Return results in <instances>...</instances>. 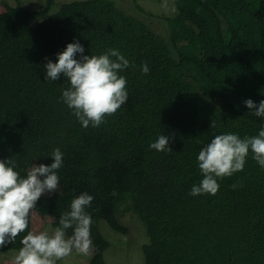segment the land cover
Listing matches in <instances>:
<instances>
[{
    "label": "trees",
    "instance_id": "16d2710c",
    "mask_svg": "<svg viewBox=\"0 0 264 264\" xmlns=\"http://www.w3.org/2000/svg\"><path fill=\"white\" fill-rule=\"evenodd\" d=\"M172 2L167 38L110 0L0 13V252L29 247L54 178L88 264L118 211L144 264H264V0Z\"/></svg>",
    "mask_w": 264,
    "mask_h": 264
},
{
    "label": "rangeland",
    "instance_id": "374dc122",
    "mask_svg": "<svg viewBox=\"0 0 264 264\" xmlns=\"http://www.w3.org/2000/svg\"><path fill=\"white\" fill-rule=\"evenodd\" d=\"M84 0H0V13L6 6H21L26 10H44L42 16L30 19L35 27L55 14L62 4ZM124 12L145 22L161 36L168 37L169 19L175 16L172 0H110ZM39 162L29 169V191L39 179ZM127 205H125L126 207ZM30 245L24 251L0 252V264H18L29 259L34 264H88L92 257V244L85 232L74 233L81 214L64 207L58 182L48 178L39 192L36 209L30 211ZM115 220L127 228V233L112 229L105 220L98 221V230L108 242L103 253L106 264H144L142 247L149 236L137 212H115Z\"/></svg>",
    "mask_w": 264,
    "mask_h": 264
},
{
    "label": "clouds",
    "instance_id": "9594fccd",
    "mask_svg": "<svg viewBox=\"0 0 264 264\" xmlns=\"http://www.w3.org/2000/svg\"><path fill=\"white\" fill-rule=\"evenodd\" d=\"M4 12V11H3ZM19 262V261H18Z\"/></svg>",
    "mask_w": 264,
    "mask_h": 264
}]
</instances>
